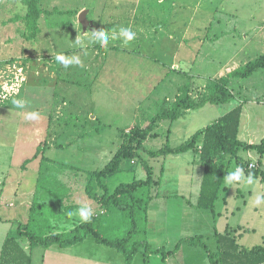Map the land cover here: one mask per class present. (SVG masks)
Segmentation results:
<instances>
[{"label":"rangeland","instance_id":"1","mask_svg":"<svg viewBox=\"0 0 264 264\" xmlns=\"http://www.w3.org/2000/svg\"><path fill=\"white\" fill-rule=\"evenodd\" d=\"M206 1L209 5L208 0H198L195 3L200 7L205 5ZM215 1L217 3L213 13L215 20L219 19L220 23L215 25L225 31L231 30L230 35L224 36L225 40L232 35L242 38L250 30L254 33L256 31L254 25L261 19L264 21V0H229L231 11L226 8L227 0ZM14 2L13 7H5L9 12H5L4 6L0 3V196L5 195L7 191L16 196L18 194L31 196L42 155L49 159L45 163L46 168L43 172L54 177L56 181L55 189L53 187L49 189L55 193L62 192V187L70 184L75 190L83 192L90 172L102 168L111 158L110 151L112 150L113 153L119 142L135 127L134 125L130 130L125 129L134 124L132 121L135 120L137 103L143 105L141 100L144 97L148 98L145 103L151 102L148 103V113L142 114L139 118L141 120H138L143 124L156 112L157 106L162 102V100L153 102V98L158 99V96L165 93L163 92L165 88L170 91V85H176L175 81H179L180 75L185 73L188 66L181 65L180 70L172 71L168 67L164 68L163 65H154L156 55L147 54L145 50L138 48L130 51L133 56L127 54L125 50L113 49L110 46L101 49L98 45L92 44L94 42L92 33L89 36L90 41L85 42L88 38L81 41L82 47L78 44L74 45L73 33L78 34L82 30L77 11L82 7L89 10L87 20L99 26L104 16L103 0H53L51 10H47L48 16L41 23L44 29L48 30L47 35L49 42H53V48L39 49V51L31 49L29 43L33 41L26 39L27 34L21 24L24 21L21 17H17L18 13L23 11L24 5L20 0ZM48 2L51 0H46V3ZM253 7H256V13L252 11ZM236 9L238 12H235ZM194 23L198 26V30H201L199 27L207 25L202 23L200 12H197ZM56 28L59 30L57 31ZM202 35L205 33L198 34V36ZM256 35L263 37L264 32L259 30ZM42 38L39 41H42ZM50 52L54 54H49ZM57 53L79 56L81 63L64 67L55 59ZM141 53L144 54L141 56ZM253 54H249L245 63L259 56ZM139 56L141 61L138 60ZM112 61L114 65L110 64ZM197 62L199 64L196 66L197 70L206 69L202 66L204 64L202 58ZM239 64L242 65L241 62ZM218 67L219 65L215 63L209 65L208 73L216 74ZM109 68L114 71H110ZM35 70H40V73L46 74L47 77L34 78ZM166 70L168 74H165ZM231 81L230 86L228 85L233 94L231 104L214 106L212 108L215 111L214 115L208 119L207 124L218 118L217 111H222L229 105L242 103L244 117L240 125L239 138L259 142L264 138V68L258 69L247 78L234 80L232 83ZM39 84L43 85V89ZM186 84L189 85V93L195 96V99H200L201 95L208 93L213 81L210 79ZM140 89L144 94L137 98L136 93H140ZM40 91L42 95L36 94L41 93ZM97 95L102 96L103 99H99ZM14 100H22L24 107L17 108L13 103ZM31 112L38 113V119L33 120L32 123V120L26 118ZM139 113L141 114V110ZM95 117L97 121L92 120ZM19 119H22L21 123ZM253 121L255 125L252 124ZM198 124L203 126L202 121ZM166 127L167 122L155 130L159 133V137L153 139L152 144H147V147L158 149L164 144ZM245 134H254V137L247 138ZM112 142L114 145H108ZM105 147V154L97 156L95 151ZM143 156H147V153ZM149 160L147 158V161ZM126 162L129 165L128 159ZM150 163L156 169L155 174H159L161 162L157 164L154 160ZM131 167L132 172H137L143 168V165L139 161L137 166ZM137 175L125 181L139 179ZM253 178L255 183L250 186H245L243 183L227 184V192L224 195L229 204H234L239 187L244 186L245 190L250 191L239 198L240 203L246 201V212L242 220L256 227L255 233L244 234L243 240L240 241L245 247L264 243V204L260 205L263 217L259 225L251 221L254 216H249L250 210L255 213L256 206L253 202L256 196L264 194V183L260 181L259 176ZM120 179L124 180V177ZM19 187L22 188L18 189ZM44 193L45 191L39 190L37 196L42 198ZM53 196H44L42 200L46 203L53 202L55 201ZM64 208L62 205L57 207V210L61 211ZM91 210L94 213V209ZM59 222L60 220H53L55 224ZM1 227L0 224V229ZM0 233L2 234L1 230ZM135 264H142V260L138 257Z\"/></svg>","mask_w":264,"mask_h":264},{"label":"crops","instance_id":"2","mask_svg":"<svg viewBox=\"0 0 264 264\" xmlns=\"http://www.w3.org/2000/svg\"><path fill=\"white\" fill-rule=\"evenodd\" d=\"M208 1L209 5H207L206 1L205 5L198 7L196 4L198 0H103L102 9L104 10V16L103 21L99 23V26H96L91 21L87 20L89 10L82 7L77 11L78 21L82 30L81 32H78L79 35L77 32L73 33L74 45L77 44L75 43L77 38L81 41L84 40V38H88L85 42L90 41L89 36H91V31L93 30H105L109 35L107 46H110L113 49L117 48L125 50L128 52L127 54L131 56H133V53L130 51H134L135 48L145 50L147 54L156 55V64L154 65H163L164 68L168 67L172 71L180 70L181 65L188 66V68L185 69V73L180 75L179 81H175L177 82L176 85H170V91H167L168 88H165L163 90L165 93L158 96V99L153 98L152 100L153 102H156L157 100L172 102L180 93V87L183 84L195 81H209L210 79L226 75L229 71L234 69L235 66L241 65L239 64L240 62L242 65L245 64V59L249 57V54L254 53L253 55H260V53H264V36L260 37L259 35H256V32L259 30L264 32L263 19L254 25L253 28L256 29L254 33L250 30L246 32L242 38H236L232 35L228 40H225L224 36L230 35L231 30L226 29L225 31L222 27L215 25L220 24L219 19L215 20V15L213 13L217 2L215 0ZM0 3L2 4L0 5L5 8L8 6L13 7L15 2L14 0H0ZM52 3L53 0L48 3L44 0V5L43 0H40V5L43 10H51ZM227 3L226 8L231 11L229 0H227ZM233 3L234 1H232V4ZM192 5L193 7L191 8ZM255 8L256 7H253L252 10L254 13H256ZM4 10L5 12H9V9L7 8ZM25 12L26 7L24 5L23 11H21V13L19 12V16L17 15V17H22ZM81 12H85V18L88 22L86 27L83 26L79 20ZM197 12H200L201 14L202 23L207 24L199 27L201 30H198V26H195L196 23H194V20L197 18ZM235 12H238V9H236ZM47 16V13H42L39 18L40 32L34 39L30 40L33 41L32 43H29L31 49L39 51V49L52 50L53 48V42H49L50 39L47 35L48 30L46 31L41 25L43 19ZM21 24H23V28L25 29L24 23L21 22ZM122 27L131 28V30L136 33L135 39L130 41L127 45H125L123 39L119 37V31ZM58 30L59 29H57V31ZM113 33L116 35L115 39L112 38ZM203 33H205V35L198 36V34ZM36 38L38 40H36ZM40 38L43 40L39 41ZM27 44L28 43H26V46ZM92 44L98 45L100 48L102 47L98 41H95V38ZM142 44L144 46H142ZM78 45L79 47H82L81 43ZM49 54L54 53L50 52ZM143 54L144 53H141V56ZM200 58H202V62H204L202 66L206 69L197 70L196 66L199 65L197 61ZM138 60L141 61L140 56ZM214 63L219 65L216 70L217 73L210 74L208 73L207 68ZM110 64L114 65L113 61ZM37 65H39L38 62ZM116 65H118L117 62ZM109 70L111 71L113 69L109 68ZM165 74H168L167 70ZM45 75L46 74L40 73V70H35L33 76L34 78H44L47 77V75ZM114 78H116V76ZM240 79L241 78H231L230 81ZM47 80L48 79H46V81ZM233 81H231V83ZM163 84L165 83L163 82ZM39 86L43 89L42 84H39ZM40 92L41 93L36 94L42 95V91ZM143 94L144 92L140 89V93H136V97L140 98ZM97 96L99 99H103L102 96ZM190 96L195 99V96L191 94ZM146 99L148 98L144 97L141 100L142 103H144L143 105L140 102L139 104L137 103V116L135 115V120L132 121L134 124L132 127L127 126L125 128L126 130L132 129L134 125L141 124L138 120L142 114L145 115L148 113L149 104L151 103H145ZM231 101L227 103L231 104ZM223 104L206 103L200 108L181 110L179 117L175 120H160L153 130V133H156L157 135H149L143 140V144L146 147L147 144H152V140L159 137V133L155 130L159 128L161 124L167 122V130L165 132L169 131L167 132L169 136V144L172 147L178 146L194 134L197 129L208 125V119H210L215 112L212 108ZM241 104L242 103L229 105L226 109L217 111L216 115L220 117L232 110L235 106ZM139 110H141V114L139 113ZM242 117H244L243 112ZM21 120L19 119V123H21ZM92 120L97 121V117ZM200 121H202L203 126H198V122ZM32 122L33 120L31 123ZM252 124L255 125L256 123L253 121ZM245 135L247 138L254 137V134ZM248 141L254 142L252 140ZM113 142L108 145H114L115 142ZM122 142L123 139L119 142V145L113 153L112 150L110 151L111 157ZM198 143H202V136L198 138ZM77 145H79V143H77ZM106 147L96 150L95 152L97 153V156L104 155ZM144 154L146 153L140 151V155L143 158L150 159L148 163L152 166L154 178L158 179L156 177H160L159 182L151 188V199L147 206V222L145 230L150 250L147 251L144 248H140V250L133 256L132 260L127 262L124 254L114 247L98 243L91 236H88L77 244L64 248L56 244L48 247L40 245L30 247L29 240L18 235L17 227L19 223H22L24 228L28 223L30 207L35 198H37L39 202L51 206L56 213L61 215L60 218L56 219V221H62L61 223L59 222V224L53 223V220L55 219H50L51 224L56 227L55 231L57 232L68 231L81 222V220L78 219V215H69L70 212L75 213L81 206H88L94 209L92 218L96 217L103 211L101 206L95 200L88 197L85 187H83L84 191L80 192L75 190L70 184H66L65 187H62V192H58L59 199H56L57 196H55L54 193L51 194L48 192V187H51L49 184L37 189V185L40 181L39 168L36 175V184L31 191V196H23L20 194L16 196L8 191L5 195L1 194L0 196V224L2 226L0 229L2 232V234L0 233V254L3 243L6 237L9 236L15 237L24 251L30 255L31 264H135L138 257L142 260V264H211L207 252L202 247L189 243H182L177 250L167 256H163L159 251H173L176 244L182 238L200 236L207 246L213 252H216L218 250V242L215 236L216 232L235 237L237 244L241 247H245V245L240 243V241L243 240L244 234L249 235V233L256 232L255 226H250L246 223V220H242V217L245 215L244 212H246V201L243 200V202L240 203L239 198L242 195L244 197L247 192H250L249 190H245L244 186L239 187L238 192L235 195L236 202L234 204H229L227 198L224 196L227 192V184L224 180L217 199L215 200L213 209L199 208L196 205L198 203L204 166L199 162L198 153L193 150H188L179 154H168L165 157L160 156L155 158L143 156ZM240 154L244 158H249L254 162L259 158V156L252 151H240ZM262 158L261 161L263 160L262 163L264 165V159ZM109 160H107V162ZM126 160L127 159L121 163L120 172L101 179L110 191H113L119 183L127 182L125 181L126 179L136 177V174H138V178H143V175L146 174L144 173L145 170L143 168L137 172L131 171V166L135 167L139 164V158H128L129 165ZM154 160H156L157 164L161 162L159 174H155L156 169L154 165L150 163ZM237 166L239 165L233 160L229 165V172L234 171ZM47 174L48 173H44V176H47L52 180L53 184H55L56 181L54 180V177ZM145 176L146 175H144V178ZM122 177H124V180L120 179ZM21 188L22 187H19L18 189ZM97 188L98 187H96V189ZM99 189H97V191L102 192V190ZM39 190H42V192L45 191L44 196L46 197L48 195H54L53 198L55 201L46 203L42 200L44 199L43 197L41 198L37 196ZM62 205L65 208L58 211L57 207ZM254 212L255 213L250 210L249 216H254L251 221H254L259 225L261 218L263 217L260 206H256ZM257 245L264 246V243ZM253 246L246 248H251ZM154 250H157L158 252H153ZM260 264H264V262Z\"/></svg>","mask_w":264,"mask_h":264},{"label":"trees","instance_id":"3","mask_svg":"<svg viewBox=\"0 0 264 264\" xmlns=\"http://www.w3.org/2000/svg\"><path fill=\"white\" fill-rule=\"evenodd\" d=\"M21 1L26 7V12L21 17L27 34L25 37L31 40L40 32L39 18L42 13H47V10L41 8L40 0ZM261 68H264V53L232 69L226 75L212 79L213 84L209 86L208 93L201 95L200 99L192 98L189 94V85L183 84L174 101L163 100L151 117L143 124L136 125L125 136L111 159L101 169L90 173L85 191L88 197L95 200L103 209L100 214L91 218L90 222L81 221L68 231L57 232L50 219L56 220L61 215L56 213L51 206L41 203L35 198L30 207L28 223L24 228L22 223L18 224V235L27 238L30 247L37 245L48 247L56 244L63 248L77 244L91 236L98 243L114 247L124 254L127 262L132 260L140 248L150 250L145 230L147 206L151 199V188L159 182L160 177L154 178L152 166L146 158L140 155V151L146 152L147 156L152 158L179 154L188 150L198 153L199 162L204 166L196 205L199 208L213 209L224 178L229 173V165L233 160L242 167L246 176L249 174L259 176L260 181L264 183V168L261 161L264 156V138L259 142H249L239 138L243 112L241 105L235 106L212 123L199 128L178 146H170L168 134L165 136L164 144L158 149L153 150L143 144V140L149 135H157L153 133V130L160 120H175L179 117L181 110L200 108L206 103L230 102L233 98V94L228 88L230 79L247 78ZM200 136H202L201 144L198 143ZM240 151L255 152L259 158L255 162L251 161L249 158H244ZM133 157L139 158L142 163L146 173L145 178L119 183L110 192L101 179L120 172L121 163L125 159ZM47 161L49 159L42 155L39 167L40 181L37 189L45 187L47 184L51 186L50 188L55 189L52 180L44 176L43 170L46 168ZM96 186L102 190V193L97 191ZM48 190L57 196L56 199H59L58 192L55 193L49 187ZM215 236L218 242L216 252H213L200 236L182 238L173 251L162 250L159 252L163 256H167L177 250L182 243H189L202 247L207 252L211 264H260L264 262L263 245L246 248L238 245L235 237L228 234L223 235L216 232ZM153 252L158 251L154 250ZM0 264H31V257L15 237L9 236L6 237L1 249Z\"/></svg>","mask_w":264,"mask_h":264},{"label":"clouds","instance_id":"4","mask_svg":"<svg viewBox=\"0 0 264 264\" xmlns=\"http://www.w3.org/2000/svg\"><path fill=\"white\" fill-rule=\"evenodd\" d=\"M92 36L95 38V41H98L102 47H106L109 42V35L105 30H93ZM119 37L123 39V42L125 45H127L130 41L134 40L136 37V33L131 30V28H121L119 31ZM113 39L116 38L115 33H113L112 36ZM75 43L80 44L81 40L79 38L76 39ZM55 59L61 63L64 67H68L72 64L79 65L81 63V60L79 56L73 55V56H66L63 53H57ZM13 103L17 108H23L24 102L22 100H14ZM27 119H38V113L31 112L28 113L26 116ZM225 183L228 185L236 184V183H243L245 186H250L255 183V180L251 174H249L247 177L244 175V171L242 167L237 166L234 171L229 172L225 178ZM254 206H260L261 204H264V196L257 195L254 200ZM70 216L72 215H78L80 220L82 222H90L92 218V210L88 206H81L79 207L75 213L70 212Z\"/></svg>","mask_w":264,"mask_h":264},{"label":"water","instance_id":"5","mask_svg":"<svg viewBox=\"0 0 264 264\" xmlns=\"http://www.w3.org/2000/svg\"><path fill=\"white\" fill-rule=\"evenodd\" d=\"M79 20L81 21V23L83 24V26H87L88 22L85 18V12H81V14L79 15Z\"/></svg>","mask_w":264,"mask_h":264}]
</instances>
